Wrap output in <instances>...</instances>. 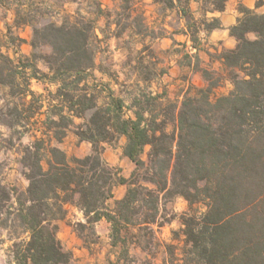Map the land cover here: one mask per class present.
I'll return each instance as SVG.
<instances>
[{
  "label": "trees",
  "instance_id": "16d2710c",
  "mask_svg": "<svg viewBox=\"0 0 264 264\" xmlns=\"http://www.w3.org/2000/svg\"><path fill=\"white\" fill-rule=\"evenodd\" d=\"M76 1L0 0L14 12L15 27H32L29 57L15 60L0 48V90L6 88L16 101L9 103L1 124L34 133L21 151L25 191L0 180V231L11 242L7 264H73L56 237L55 222L68 205L82 212L80 229L105 220L111 246L120 245L121 252L130 244L142 246L141 238L147 247L162 194L182 197L189 210L180 218L179 254L168 246V259L159 264H264V15L239 7L241 16L229 29L236 45L215 56L232 84L227 95L210 98L222 79L197 64L194 70L208 87L198 88L180 106L151 93L126 106L107 84H92L99 38L93 19L65 13L64 5ZM191 1L162 0L166 8L177 9L185 21L183 34L196 48L199 32L220 23L208 20L206 10L196 18ZM226 1L207 0L210 11H222ZM93 9L96 16L104 13L97 1ZM186 57L199 62L188 52ZM38 61L46 72L37 68ZM31 80L56 88L37 94L29 88ZM71 127L80 141L91 144V154L71 156L53 144ZM122 136V153L135 165L129 178L101 156L104 144ZM116 184L126 185L125 194L108 206Z\"/></svg>",
  "mask_w": 264,
  "mask_h": 264
},
{
  "label": "rangeland",
  "instance_id": "374dc122",
  "mask_svg": "<svg viewBox=\"0 0 264 264\" xmlns=\"http://www.w3.org/2000/svg\"><path fill=\"white\" fill-rule=\"evenodd\" d=\"M94 1L104 10L100 16L92 13ZM64 11L70 15L79 12L95 21L99 42L95 54L97 67L93 71L96 81L92 84H107L113 95L122 98L126 106L141 93H151L162 94V102L168 100L178 107L185 97L194 96L198 88L208 87L201 74V79L197 80L187 68L191 64L193 69L197 64L201 68L206 66L186 57L188 51L182 43L184 19L180 18L177 9L166 8L162 0L157 3L153 0H77L67 2ZM60 16L55 15L54 20H59ZM13 20L14 12L0 6V48L15 60L21 56L29 57L32 27H15ZM249 37L252 38L251 35ZM18 38L24 42H19ZM41 50L45 54L50 52L47 46ZM36 65L46 72L42 61ZM173 67L175 72H171ZM213 76L222 81L212 89V100L232 90L224 70L215 72ZM29 88L37 94L46 95V90L53 92L56 87L31 80ZM7 92L6 88L0 90V180L4 185L23 192L27 181L20 162L21 151L32 142L34 133L22 128L9 129L1 124V120L7 118V109L11 107L9 103L16 102L7 96ZM106 94L104 92L102 96ZM125 113L132 116V111L125 110ZM79 122L75 120V124ZM171 128L169 126L168 131ZM73 130L74 127L69 129L61 143L53 144L71 156L91 154V144L80 141ZM125 143L126 138L122 136L116 142L104 144L101 156L110 167L118 170L121 177L129 178L135 165L122 153ZM148 150L146 147L141 155L145 162ZM126 188V185L116 184L108 206L121 199ZM66 209L64 218L55 222L56 237L62 249L70 254L73 264H159L168 259V246H174L175 253L179 254L183 240L180 218L188 212L189 205L180 196L162 194L150 243L143 247L145 241L141 238L142 246L130 244L125 252H121L120 245L111 246L110 227L105 220L92 228L80 229L77 225L85 224L82 212L75 205H68ZM10 245L7 233L0 231V264H7Z\"/></svg>",
  "mask_w": 264,
  "mask_h": 264
},
{
  "label": "crops",
  "instance_id": "0c3cea01",
  "mask_svg": "<svg viewBox=\"0 0 264 264\" xmlns=\"http://www.w3.org/2000/svg\"><path fill=\"white\" fill-rule=\"evenodd\" d=\"M190 7L196 18L201 17L203 11L206 10L205 17L208 20L216 18L220 23L219 28L209 32H199L198 46L196 48H191V41L187 34H183L184 41L182 42L190 55L196 56L201 65L204 64L207 69L215 72L223 71L221 62L215 56L223 50L233 49L236 45V40L230 35L229 29L236 24L241 16L239 7L264 15V0H227L222 11H210L213 6L207 0H192ZM187 68L197 80L201 79L200 73L193 69V64ZM180 69L183 68L180 67ZM171 72H175L174 67ZM186 82L188 83L189 81L187 80ZM100 222L102 220L98 223Z\"/></svg>",
  "mask_w": 264,
  "mask_h": 264
}]
</instances>
